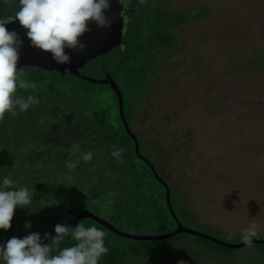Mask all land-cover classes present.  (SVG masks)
I'll use <instances>...</instances> for the list:
<instances>
[{
	"label": "rangeland",
	"instance_id": "rangeland-1",
	"mask_svg": "<svg viewBox=\"0 0 264 264\" xmlns=\"http://www.w3.org/2000/svg\"><path fill=\"white\" fill-rule=\"evenodd\" d=\"M16 3L19 0H0V6ZM157 4L169 10L197 8L200 14L171 29L180 46L171 50L144 90L140 114L130 127L140 134L143 151L179 195L173 205L183 226L238 243L243 231L255 223L254 238H264V0H157ZM144 18L143 10L137 14L138 22ZM133 60L128 62L138 64ZM83 69L100 78L93 60ZM99 89L102 98L114 100L108 89ZM64 111L62 116H77L71 108ZM5 148L0 143V152ZM93 153L89 163L81 159V152L72 157L81 160L74 172L66 169L64 159L54 163L51 156L14 164L0 169V174L10 176L17 186H25L28 176L37 186L51 181L53 188H63L67 195L72 191L90 197L93 186L99 193L94 204L75 201L65 210L86 209L113 224L111 206L100 205L111 199L107 194L111 192L100 194L109 184L106 151ZM49 194L52 190L45 193ZM40 197L36 195L33 203ZM114 226L133 234L155 233ZM182 233L169 242L172 256L168 249L160 253L162 261L153 256L128 264H258L264 259L254 243L231 248L229 257L221 258L198 235Z\"/></svg>",
	"mask_w": 264,
	"mask_h": 264
},
{
	"label": "trees",
	"instance_id": "trees-1",
	"mask_svg": "<svg viewBox=\"0 0 264 264\" xmlns=\"http://www.w3.org/2000/svg\"><path fill=\"white\" fill-rule=\"evenodd\" d=\"M19 7L18 3L0 6V16L7 15L8 12L15 13ZM129 7L133 10L129 11V22L122 38L124 51H121L120 46L114 47L92 60L100 78L108 73L116 82L123 99V114L129 129L136 136L138 151L135 149L134 138L125 129L118 110L117 95L109 84L90 82L68 71L62 74L37 66H23L21 68L26 81L37 84L36 96L40 103L15 117L6 114L4 121L0 122V143L6 147L0 152V169L51 156L56 160L54 163L62 158L66 164L80 152L100 151L104 148L109 172L105 182L109 181V184L105 188L106 191H101L100 194L115 193L113 189H118L109 204L107 202L100 204L103 207L105 203L111 206L112 209L109 210L111 222L121 227L129 226L136 232H145L146 229L155 232L153 234H160L170 232L176 227V221L166 202V189L161 180L169 189L171 207L181 223L173 205V200L176 201L179 195L157 162L154 163L143 151L140 134L130 126L140 114L144 90L154 82L171 50L180 46L171 29L179 22L200 13L197 8L164 9L157 4V0H143V3L140 0H130ZM143 10L145 18L139 19L138 22L137 14ZM130 58H134L132 62L138 64L128 62ZM83 68L80 72L86 74ZM101 86L112 93L114 100L111 103L102 98V91L99 89ZM30 93V89L17 92L18 95L24 96ZM76 104H80L78 109ZM61 108L64 110L71 108L77 111V116L75 113L72 118L62 116L65 111ZM74 145H78V149L74 148ZM113 146L125 149L122 162L112 156ZM5 176L4 173L0 174V184ZM30 179L29 176L26 177L25 186L34 194L33 200L40 194V201L28 207L15 209L11 228L0 229V243L6 244L12 237L22 239L33 232L40 233L43 242L48 243L49 241L43 239L44 234L48 233L55 237L54 229L57 224H66L74 228L81 221L86 227L95 223L105 232L104 242L108 248L99 264H128L132 259L153 256L156 262L162 261L163 255L160 253L171 249L169 242L178 234H183L181 232L155 241L121 237L91 218L78 219L65 210L71 208L75 201L94 204V199L98 198L99 193L93 186L89 189L90 197L72 191L71 195H67L64 194L65 189L53 188L51 181L42 182L37 186ZM50 190L52 194L45 195ZM26 222L31 224L30 228L25 227ZM198 237L214 248L221 258L229 257L227 252L233 247ZM74 243L71 237H66L59 247H69ZM254 244L259 246L261 250L259 252L264 256V243ZM172 255L173 249L168 252V256ZM258 264H264V259L259 260Z\"/></svg>",
	"mask_w": 264,
	"mask_h": 264
},
{
	"label": "clouds",
	"instance_id": "clouds-1",
	"mask_svg": "<svg viewBox=\"0 0 264 264\" xmlns=\"http://www.w3.org/2000/svg\"><path fill=\"white\" fill-rule=\"evenodd\" d=\"M143 3V0H140ZM122 5L120 16L123 23L130 0H119ZM19 10L15 15L0 16V122L6 114L13 117L38 105L37 84L26 81L23 68L18 69L19 48L22 41L15 31H9L5 25L16 20L27 29L31 45L45 52H50L53 59L60 64L70 63V56L65 48L83 51L86 47L80 42L88 23L96 22L99 27H110L111 20L105 16L110 7L109 0H19ZM124 51V45H120ZM31 90L24 96L18 90ZM18 109V111H17ZM78 149V145H74ZM123 147L113 146L112 156L122 162ZM94 153L88 151L81 155L85 163L92 161ZM81 160L66 163L69 172L74 171ZM69 180L71 176L67 177ZM34 194L26 186H17L16 181L5 176L0 184V229L11 228V221L17 207H28L33 203ZM110 197L115 193H109ZM110 203V201H109ZM26 228L31 224L26 222ZM258 225L250 224L243 231L242 243L252 246V239L258 235ZM55 237L45 233L33 232L24 238L12 237L5 245H0V260L4 264H99L101 257L108 252L105 246V232L93 223L86 227L81 221L76 227L66 224L55 225ZM66 237L75 241L74 245L60 248ZM180 264H183L181 261Z\"/></svg>",
	"mask_w": 264,
	"mask_h": 264
},
{
	"label": "water",
	"instance_id": "water-1",
	"mask_svg": "<svg viewBox=\"0 0 264 264\" xmlns=\"http://www.w3.org/2000/svg\"><path fill=\"white\" fill-rule=\"evenodd\" d=\"M109 4L110 7L105 10L104 14L105 16L109 17L111 20L110 27H99L96 24V22L90 21L88 23L89 31L85 32L81 37H79L80 42L86 45L85 49L83 51H80V50L65 48V53L70 56V61H71L70 63H64V64L57 63L53 59V56L50 52H45L41 49L33 47L31 45L30 39L27 36V29L22 27L18 20L6 24L5 27L9 31H15L18 34L19 39L22 41V44L19 48V60L17 63L18 69H20L23 66H37L39 68L48 71H57L62 74L65 73V71H68L69 73L80 76L90 82L109 84L110 87L115 92V94L117 95L119 114L122 118L126 131L134 138L135 149L137 152L138 151L137 139L134 133L131 132V130L129 129L127 121L125 120L123 114V99L116 82L112 79L111 75H109L108 73H106L102 78H94L80 72V70L85 66V64L88 61L96 58L97 56L105 54L114 47H118L122 44V38L127 28V20L125 23H123L122 21V18L120 16V12L122 11V5L119 3V0H109ZM7 15H12V14H7ZM140 157L142 159H145L142 156ZM145 161L148 162L147 160ZM161 182L166 189L165 197L170 213L173 215L176 221V227L170 232H165L160 234H139V233L133 234L120 230L119 228L115 227L107 220L97 216L93 212L86 209H70L68 213L74 215L78 219L85 217L91 218L97 221L98 223L104 225L112 232L125 238H131V239L133 238V239H141V240H158V239L168 238L179 232H187L190 234L207 238L211 241H214L218 244L227 247L236 248L244 245L242 241L238 243H229L214 238L211 235L203 233L199 230H194L183 226L176 218V215L171 207L169 189L164 181L161 180ZM252 243H264V239L253 238Z\"/></svg>",
	"mask_w": 264,
	"mask_h": 264
},
{
	"label": "flooded vegetation",
	"instance_id": "flooded-vegetation-1",
	"mask_svg": "<svg viewBox=\"0 0 264 264\" xmlns=\"http://www.w3.org/2000/svg\"><path fill=\"white\" fill-rule=\"evenodd\" d=\"M130 10H133V8H130V7H128V9L126 10V12H125V16L127 17V25H128V22H129V11ZM9 14V13H8Z\"/></svg>",
	"mask_w": 264,
	"mask_h": 264
}]
</instances>
